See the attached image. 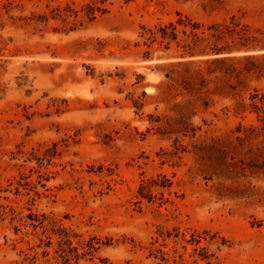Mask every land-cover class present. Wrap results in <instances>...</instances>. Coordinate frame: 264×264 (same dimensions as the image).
<instances>
[{
    "label": "rangeland",
    "instance_id": "rangeland-1",
    "mask_svg": "<svg viewBox=\"0 0 264 264\" xmlns=\"http://www.w3.org/2000/svg\"><path fill=\"white\" fill-rule=\"evenodd\" d=\"M246 41L264 0H0V264H264Z\"/></svg>",
    "mask_w": 264,
    "mask_h": 264
},
{
    "label": "trees",
    "instance_id": "trees-1",
    "mask_svg": "<svg viewBox=\"0 0 264 264\" xmlns=\"http://www.w3.org/2000/svg\"><path fill=\"white\" fill-rule=\"evenodd\" d=\"M97 6L91 7L90 16H94L96 11H101ZM181 24V23H180ZM228 30V27L225 28ZM221 33L223 31H220ZM150 39L156 40L158 36L162 39V41H177L178 40V28L174 23H170L164 27L158 28L157 31H151ZM186 33V31H184ZM192 35L197 37V34L194 31H191ZM204 33V32H203ZM241 43L239 45H235L237 50H244L246 54L240 56H231L233 47H215L212 49V55L214 58L206 59L205 63L210 66H215L214 69L209 70L210 74L217 72H224L227 75L235 76L237 79H240L244 75H257L264 76V45H253L250 43ZM253 51H261L259 53H250ZM228 66V69H224ZM204 81V77L201 76ZM187 88V87H186ZM250 99L252 101L251 107L253 110L258 113L260 121L264 124V91H260L258 89L254 90V93L251 94ZM144 189V186L141 187ZM142 192V190H141ZM141 196L145 199L149 200V197L141 193ZM66 261H70V258L62 257Z\"/></svg>",
    "mask_w": 264,
    "mask_h": 264
}]
</instances>
